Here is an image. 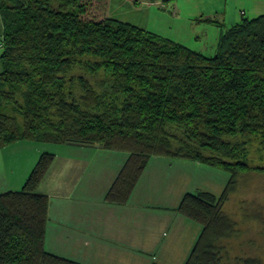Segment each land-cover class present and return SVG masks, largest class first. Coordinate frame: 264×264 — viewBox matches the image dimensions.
<instances>
[{"label": "trees", "instance_id": "trees-1", "mask_svg": "<svg viewBox=\"0 0 264 264\" xmlns=\"http://www.w3.org/2000/svg\"><path fill=\"white\" fill-rule=\"evenodd\" d=\"M109 4L0 0V107L12 105L23 118L0 112V148L31 140L125 152L105 196L120 205L152 156L221 169L230 177L219 196L187 192L176 208L201 226L184 264H260L252 257L223 262L217 242L234 233L223 208L239 175L264 173L226 139L257 135L264 144V13H242L207 55L110 18ZM76 67L103 70L100 91L75 78ZM175 126L180 135L172 134ZM53 160L43 153L19 191L0 193V264H84L45 247L49 198L37 190Z\"/></svg>", "mask_w": 264, "mask_h": 264}, {"label": "crops", "instance_id": "crops-1", "mask_svg": "<svg viewBox=\"0 0 264 264\" xmlns=\"http://www.w3.org/2000/svg\"><path fill=\"white\" fill-rule=\"evenodd\" d=\"M2 31L0 17V38ZM108 150L98 145H59L31 140L6 145L0 148V193L19 191L40 156L52 153L54 162L37 190L49 198L44 239L47 251L84 264H151L145 258L149 252L154 254L153 264L174 261L184 264L194 243L185 258L177 260L180 254L176 251L165 257L169 250L161 252L165 243L160 242L157 230L170 218L156 211L169 207L177 212L180 199L190 192L185 186L193 180L194 169H199V173L209 172L192 160L152 157L127 202L107 203L106 191L127 157ZM96 156L109 161L96 162ZM111 159L115 161L112 163ZM98 164L109 165L110 170L105 184L101 179V186L100 175L106 169ZM186 167L193 171L191 175L186 173ZM179 223L181 229L189 224L185 219ZM173 234L176 235L175 231Z\"/></svg>", "mask_w": 264, "mask_h": 264}, {"label": "rangeland", "instance_id": "rangeland-1", "mask_svg": "<svg viewBox=\"0 0 264 264\" xmlns=\"http://www.w3.org/2000/svg\"><path fill=\"white\" fill-rule=\"evenodd\" d=\"M109 2L107 13L110 18L138 25L145 30L171 38L191 49L200 50L209 55L215 52L216 41L222 32L221 29L239 21L242 13L245 17H256L264 13V0H109ZM208 20H211L212 23ZM71 74L75 78L83 75V78L90 81L99 91L98 86L107 78L103 70L91 73L90 70L80 67L73 69ZM73 89L76 94H80L78 83ZM18 99L21 101L19 96ZM0 112L15 115L19 122L23 121L19 114L13 112L12 105H2ZM176 128L175 126L171 129L172 134L180 135V131ZM226 139L241 145L238 149L240 157L252 168H264V144L260 136L254 135L245 138L242 135H236ZM107 152L113 153L110 150ZM208 152L204 151V153ZM118 154L126 155L122 151H118ZM96 157L94 158L96 162L109 161V158L106 157L103 159ZM111 161L113 163L115 160L111 159ZM199 165L202 167L203 164L199 163ZM106 166L98 164L99 168L106 169L100 175L99 186H101V179L105 184L108 176H110L109 165L105 168ZM203 167L209 173H199V169H194L193 180L186 182L185 189L193 193L211 191L219 196L225 188L224 186L230 177L229 174L214 167L205 165ZM111 168L114 169V167ZM185 171L188 175L193 173L187 167ZM235 187L229 196V201L223 208L229 219L235 223L234 233L217 242L220 247L219 255H221L223 262L235 263V260L252 257L259 259L260 264H264V173L254 170L240 174ZM156 213L162 214L166 219H168L167 217L170 218L166 224H162L157 230L160 242L165 243L160 248L161 252L169 250L165 257H170L169 255L176 251L175 253L181 256L177 260L185 258L192 243L197 239L198 234L196 233L199 232L201 226L184 218L175 212L174 208L157 209ZM180 219H185L189 223L188 226L184 225L181 229ZM174 231L176 235L173 234ZM153 255L150 252L149 255H145L147 263L156 262L152 258ZM172 264L178 263L174 261Z\"/></svg>", "mask_w": 264, "mask_h": 264}]
</instances>
